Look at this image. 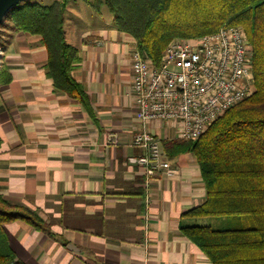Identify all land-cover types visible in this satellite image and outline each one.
Masks as SVG:
<instances>
[{
    "label": "crops",
    "instance_id": "1",
    "mask_svg": "<svg viewBox=\"0 0 264 264\" xmlns=\"http://www.w3.org/2000/svg\"><path fill=\"white\" fill-rule=\"evenodd\" d=\"M72 76L90 97L97 121L46 76L41 38L7 32L0 85V196L38 212L55 237L22 221L4 226L23 264H212L180 233L187 211L206 197L193 154L167 159L174 173L148 186L128 163L141 123L132 91L135 40L115 22L80 34ZM146 129L161 142L179 139L160 122Z\"/></svg>",
    "mask_w": 264,
    "mask_h": 264
},
{
    "label": "trees",
    "instance_id": "2",
    "mask_svg": "<svg viewBox=\"0 0 264 264\" xmlns=\"http://www.w3.org/2000/svg\"><path fill=\"white\" fill-rule=\"evenodd\" d=\"M70 1L55 0L49 6L24 2L7 14L0 33L3 28L40 37L48 55L46 76L55 92L76 100L96 122L89 95L72 76L81 59L79 50L66 42L64 15ZM81 1L98 14L106 6L117 31L131 36L142 57L155 66L175 39L199 38L224 26L244 30L253 50V94L198 140L177 139L161 146L169 160L193 154L206 191L204 203L183 214L191 223L181 222V235L212 264H264V0ZM10 82L2 65L0 85ZM200 219L216 220L219 226L200 224ZM16 221L55 237L38 212L0 196V264H23L4 232L6 224Z\"/></svg>",
    "mask_w": 264,
    "mask_h": 264
},
{
    "label": "built area",
    "instance_id": "3",
    "mask_svg": "<svg viewBox=\"0 0 264 264\" xmlns=\"http://www.w3.org/2000/svg\"><path fill=\"white\" fill-rule=\"evenodd\" d=\"M0 51V67H1ZM253 50L244 30L224 26L195 39H175L166 47L159 66L131 54L132 91L141 128L133 144L142 151L128 163L141 168L148 186L174 170L161 140L146 129L149 122L172 127L182 140L196 141L229 109L254 92Z\"/></svg>",
    "mask_w": 264,
    "mask_h": 264
},
{
    "label": "rangeland",
    "instance_id": "4",
    "mask_svg": "<svg viewBox=\"0 0 264 264\" xmlns=\"http://www.w3.org/2000/svg\"><path fill=\"white\" fill-rule=\"evenodd\" d=\"M54 1L55 0H29V2L31 3L45 6L51 5ZM64 18L66 42L69 45H76L81 33L91 32L92 30L97 29L100 26H108L113 24L114 22V19L106 6H104L101 13L98 14L94 12L88 4L81 0H71L67 4ZM9 25L10 27L12 26L11 23H9ZM9 31L10 30L8 29L2 28V31L0 33V44L2 41H5L7 32ZM198 221L200 224L219 226V222L213 219H200Z\"/></svg>",
    "mask_w": 264,
    "mask_h": 264
},
{
    "label": "water",
    "instance_id": "5",
    "mask_svg": "<svg viewBox=\"0 0 264 264\" xmlns=\"http://www.w3.org/2000/svg\"><path fill=\"white\" fill-rule=\"evenodd\" d=\"M27 1L29 0H0V26L11 9Z\"/></svg>",
    "mask_w": 264,
    "mask_h": 264
}]
</instances>
